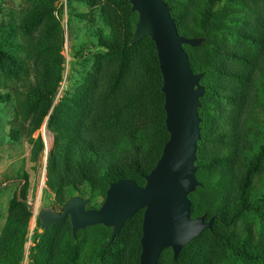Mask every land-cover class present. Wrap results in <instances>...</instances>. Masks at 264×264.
<instances>
[{
	"label": "rangeland",
	"instance_id": "rangeland-1",
	"mask_svg": "<svg viewBox=\"0 0 264 264\" xmlns=\"http://www.w3.org/2000/svg\"><path fill=\"white\" fill-rule=\"evenodd\" d=\"M165 1L172 7L178 30L199 37L206 0ZM223 4L210 37L200 46L186 48L191 67L206 72L201 84L209 86L196 164L202 186L190 200L208 205L210 215L219 212L212 230L193 243L186 260L187 264H264V211L257 216L237 214L241 180L264 143V0H224ZM132 25L119 0H0V236L8 219L19 211L13 205L15 183L24 178L31 217L20 264H36L40 206L61 212L65 201L79 196L88 208L97 209L105 199L98 188L85 193L68 189L62 199L47 180L41 186L44 160L46 169L54 143L52 128L64 137L84 136L98 116L106 118L114 104L125 108L141 90L150 121L148 142L157 147L165 138L155 48L146 39L130 50L109 48L121 44ZM45 111L47 117L35 130ZM116 125L117 133L101 152L107 159L110 148L125 135V113ZM43 126L52 135L48 151ZM37 136L43 144L38 156L30 142ZM263 186L264 161L252 181V193ZM141 221L139 214L102 253L98 228L85 229L71 241L68 224L63 223L45 240L54 264L62 259L70 262L63 264H137ZM105 240L107 236L102 243ZM169 259L170 253H164L161 264H170Z\"/></svg>",
	"mask_w": 264,
	"mask_h": 264
},
{
	"label": "water",
	"instance_id": "water-1",
	"mask_svg": "<svg viewBox=\"0 0 264 264\" xmlns=\"http://www.w3.org/2000/svg\"><path fill=\"white\" fill-rule=\"evenodd\" d=\"M138 15L130 45L149 37L155 45L162 76L165 127L169 135L154 168L144 176V185L132 179L111 183L97 209L86 208L79 196L71 197L62 212L40 206L36 214L41 234L68 219L73 237L96 225L111 228L113 242L121 228L143 210L139 264H158L160 254L171 249L173 259L188 243L212 229L214 216H191L188 195L201 184L196 178L197 143L200 140L202 74L191 69L183 46H200L202 38L180 35L164 0H129Z\"/></svg>",
	"mask_w": 264,
	"mask_h": 264
},
{
	"label": "trees",
	"instance_id": "trees-1",
	"mask_svg": "<svg viewBox=\"0 0 264 264\" xmlns=\"http://www.w3.org/2000/svg\"><path fill=\"white\" fill-rule=\"evenodd\" d=\"M119 1L123 4V8L127 15L131 17L133 25L124 35L121 44H112L111 46H109V48L113 51H122L124 49L130 50L144 39L148 40L149 43L155 48L154 43L149 37H145L139 42L130 45V40L133 36L135 25L138 21V15L136 12H133L131 10V4L129 0ZM223 2L224 0H206L204 2V8L200 12L199 19L201 33L198 35L199 37H197L202 38L203 42L210 37L211 33H213L214 28L217 26L216 22L220 18V11L224 7ZM165 3L170 8V14L174 19L176 25V18L173 17L171 11L172 7H170L166 1ZM221 4H223V7L219 8ZM178 33L180 35H183L182 32L179 30ZM183 36L187 37V35ZM183 47L186 51V48L190 46L185 45ZM156 64L160 76V100L158 104V109L160 112L163 113V119L160 122V128L161 133L165 135V138L161 139L158 142L157 147L153 146L148 142V137L151 133V130L149 129L150 121L149 118L146 116L144 110V97L141 90H137V93L134 95V101L132 102L130 100L129 103L125 106V108H123L122 105L114 104V106L109 112V115L106 118L98 116L96 118V123L94 124L93 128L90 129L84 136L64 137L59 132V130L52 128V131L55 133V137L52 149L48 154V161L46 167V183L47 185H49L50 189L55 192L57 196L61 197L62 199H65V192L68 189H76V191L85 193L86 190L89 188H98L102 189L105 193L109 185L119 179H132L138 185H144V176L147 175L154 168L156 162L158 161L161 155L163 146L169 137L165 127V112L163 108L164 96L161 91L162 76L159 70L157 53ZM191 69L195 74L201 73L202 77L206 73L205 71H196L192 67ZM201 85L204 87V94L199 99L200 108L198 110V115L200 118V134L202 135L205 122V118L203 116V112L205 109L204 100L208 96L209 86L207 84ZM47 113L48 111L43 112V114L41 115L40 122L35 128V130L39 129L43 120L47 117ZM123 113H125L127 125L125 135H122L121 140L117 144H114L112 148H110L111 155L109 156V159H107V157L101 152L108 149L111 138L114 134L117 133L116 124L119 120V117ZM54 116L55 115L52 114L48 118L47 124L49 128L53 126ZM200 140L197 143L195 166L197 164L198 159V147ZM30 142L32 144L33 153L36 156L40 155L43 152V144L40 136H37L36 138H31ZM263 161L264 143L261 144L259 151L251 159V163L248 169L245 171V174L241 180L239 193L240 206L237 210L238 215L257 216L258 214L264 211V186L260 192L254 190V193H252V181L260 171L261 163ZM22 181L23 183H21ZM199 183L201 184L200 181ZM25 186L26 180L24 178L18 180L15 183L13 205L18 206L19 211L16 215H13L8 219L2 230L0 236V264H20L23 259L24 247L28 238V227L31 217V209L26 203L27 199L25 195ZM201 186L202 184L196 187L194 192L188 195V199L191 204V216L193 218H197L202 215H206V220L214 216L215 220L216 216H219V212L217 210H215V212L213 213L214 215H210L211 211L208 205H201L199 203V200L194 199L193 203L190 200L191 197L193 198L195 195L199 194ZM19 187L20 190L18 192ZM251 200H254L253 204L251 203ZM67 202L68 201H65L63 203L61 212L64 210ZM139 214H141V218H143V210L138 211L135 216L125 222L120 232L111 243L109 242L112 231L111 228H106L103 225H96L93 227L86 228V230L95 228L100 229L99 238L101 242L99 244V253H102V250L108 249L115 242H117L122 237L130 221ZM63 223L68 224L69 240L71 239V241H75L78 236L85 230L84 229L78 231L76 236L73 237L71 233V225L68 219H65L47 228L43 233H41L40 236V242L37 246L38 251L35 259L36 264H54L52 259V253L48 249L49 245L45 238L50 230H52L55 226H59ZM105 236H107V240L103 241L102 243V240ZM198 238L192 240L185 247H183L177 259H173V253L171 249L164 250L160 254L158 264H161L163 254L166 252L170 253V264H187L186 259L189 256L193 243ZM243 254L245 253L243 252ZM46 259L47 263L44 262ZM63 263L70 262H63L62 259L61 264ZM137 264H139V258L137 260Z\"/></svg>",
	"mask_w": 264,
	"mask_h": 264
},
{
	"label": "bare ground",
	"instance_id": "bare-ground-1",
	"mask_svg": "<svg viewBox=\"0 0 264 264\" xmlns=\"http://www.w3.org/2000/svg\"><path fill=\"white\" fill-rule=\"evenodd\" d=\"M41 135L44 141V145L46 150L48 151L51 148L52 144V135L48 130L45 128V126L42 127L41 129ZM46 180L45 172L43 173V179L40 180L41 186H43L44 182Z\"/></svg>",
	"mask_w": 264,
	"mask_h": 264
},
{
	"label": "built area",
	"instance_id": "built-area-1",
	"mask_svg": "<svg viewBox=\"0 0 264 264\" xmlns=\"http://www.w3.org/2000/svg\"><path fill=\"white\" fill-rule=\"evenodd\" d=\"M45 166H46V162H45V160H44V167H43V169H42V179H43V173L45 172V176H46V169H45ZM46 180H47V177H46ZM21 183H23V181L21 182ZM19 190H20V187H19V189H18V192H19ZM19 197V196H18ZM20 200V199H19ZM21 201V200H20ZM26 203L27 204H29L27 201H26Z\"/></svg>",
	"mask_w": 264,
	"mask_h": 264
}]
</instances>
